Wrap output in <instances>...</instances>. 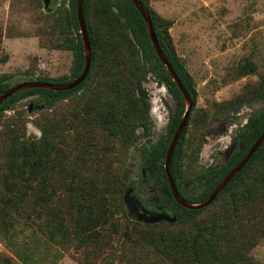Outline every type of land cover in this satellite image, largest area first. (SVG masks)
<instances>
[{"label": "trees", "instance_id": "16d2710c", "mask_svg": "<svg viewBox=\"0 0 264 264\" xmlns=\"http://www.w3.org/2000/svg\"><path fill=\"white\" fill-rule=\"evenodd\" d=\"M138 1L193 100L173 154L172 174L182 198L201 204L264 134L263 106L246 124L237 125L232 140L238 151L228 163L206 168L200 161L210 124L235 122L246 106L264 104V61L252 53L243 56L228 69L223 84L246 82L227 99L217 101L213 93L205 106H198L196 79L170 33L176 21L163 17L152 0ZM77 3L62 0L47 13L43 0L30 1L40 47L69 52L72 63L69 75L51 79L39 72L37 56H30L27 81L67 84L83 73L86 56ZM83 17L91 48L84 82L66 91L23 90L0 106L1 235L13 240V230L23 223L48 250L55 247L78 264H261L253 252L264 241V143L209 206L192 210L179 205L164 165L187 109L182 92L156 53L132 0H84ZM5 37L0 28V64L10 60L3 48ZM10 76L2 75L0 95L21 83L9 84ZM150 78L165 85L178 106L175 115L170 109L158 145L142 147L145 165L165 178L162 198L178 217L173 224L140 223L128 216L124 203V173L131 154L139 151L141 139L150 143L153 137L151 102L145 90L140 96ZM28 103L46 108L29 119ZM28 123L42 135L29 134ZM23 248L24 254L15 251L16 258L0 252V264H32L30 250ZM41 254L46 264L49 251Z\"/></svg>", "mask_w": 264, "mask_h": 264}, {"label": "rangeland", "instance_id": "374dc122", "mask_svg": "<svg viewBox=\"0 0 264 264\" xmlns=\"http://www.w3.org/2000/svg\"><path fill=\"white\" fill-rule=\"evenodd\" d=\"M30 1L0 0V28L6 35L3 48L4 52L10 56L8 63L0 64V78L3 74L13 75L12 84L27 78L24 74L29 68L30 56H37L39 72L51 78L70 74L71 53L40 47L39 40L34 35V13L30 7ZM61 1L52 0L53 11ZM152 5L163 17L176 21L170 33L179 54L187 59L189 71L196 79L200 94L198 106H205L206 100L213 96L217 101L227 99L246 82L242 80L228 86L223 84L228 69L237 65L243 56L252 53L256 60L264 61V0H152ZM143 90L151 102L153 110L151 115L155 125L158 124L159 114L164 117L163 127H158V133H161L166 125L169 111L163 102L161 85L150 78L147 84H143L140 92L143 93ZM30 104L28 103L26 108ZM263 106V103H252L246 106L238 115V124L237 121H232L224 134L212 136L200 154L202 164L219 162L217 155L230 146L237 125L240 128L246 124L248 116L259 113ZM39 112L35 110L27 115L30 119ZM6 113L12 115V110ZM29 124L32 123H28L29 134L42 135V133L39 135V130L33 124V128L38 131L30 128ZM138 153L135 151L133 157L131 154L130 173L140 161ZM208 154L210 157L207 161ZM153 194L157 196V192ZM13 234L15 238L8 240L1 235L0 231V252L16 258L15 251L18 250L24 254L23 246H26L32 255V264H44L41 252L48 253V251L50 254L48 264H78L55 247H50L48 250L46 243L38 240L33 230L23 223L18 224ZM253 256L256 261L264 264V241L253 252Z\"/></svg>", "mask_w": 264, "mask_h": 264}, {"label": "water", "instance_id": "95a60500", "mask_svg": "<svg viewBox=\"0 0 264 264\" xmlns=\"http://www.w3.org/2000/svg\"><path fill=\"white\" fill-rule=\"evenodd\" d=\"M51 2L52 0H43V5H44V10L47 13H52V8H51ZM133 4L135 7L138 9V11L141 13L143 16L148 32L152 41V44L156 50V53L158 54L159 58L161 61L164 63V65L167 67L170 75L172 76L174 82L177 84L179 87L180 91L182 92L185 102L187 104V109L185 112L184 117L182 118L179 127L173 137V140L169 146V149L167 151L166 155V162H165V170L167 174V178L169 180L171 192L173 194L174 199L176 202L181 205L184 208L192 209V210H198L205 208L209 206L215 199L216 197L220 194V192L229 184V182L239 174V172L246 166L248 161L252 158V156L258 151V149L262 146L264 143V134L260 137L259 140L250 148V150L246 153V155L243 157V159L240 161V163L230 172V174L216 187L214 192L211 194V196L206 200L205 202L201 204H191L185 201L182 196L179 194L178 189L176 187L173 174H172V159H173V154L174 151L177 147V144L181 138V135L187 125L188 118L190 116V113L193 109V100L191 98L190 93L186 89V87L183 85L182 81L178 77L177 73L175 72L174 68L172 67L171 63L168 61V59L165 57L159 43L158 39L156 36V32L154 30L153 22L151 19V16L148 14V12L145 10V8L142 6V4L138 0H132ZM83 4L84 0H78L77 3V14H78V19H79V24L81 28V34L83 38V43H84V49H85V56H86V61H85V68L81 76L74 81L68 83V84H56V83H48V82H25L22 83L18 86H15L14 88L10 89L6 93L2 94L0 96V106L1 104L6 101L8 98H10L12 95L23 91L27 89H33V88H42V89H47L51 91H66L73 89L80 84L84 82L86 79L90 66H91V48H90V43L88 39V34H87V29L85 26L84 22V17H83ZM161 90L163 92V96L171 109L173 110V114L175 115L178 106L175 103V100L169 93L168 89L166 88L165 85L161 86ZM140 96H143L141 93ZM46 108L45 105H35L31 103L28 107V113L32 114L35 110L37 111H42ZM230 124V121L226 122H219L215 121L213 122L208 130V136H212L214 131H217L218 135L224 134L227 130L228 125ZM30 128H33L32 124H29ZM34 129V128H33ZM38 131L37 129H34ZM39 132V135H41V132ZM157 141H159L162 137V133L157 134ZM237 147L236 144H233L226 152V162H229V160L232 158L234 152L236 151ZM124 203L127 208L128 216L129 217H135L136 221L144 224H159L162 222H167L170 224L175 223L178 220V217L175 213H172L170 211H162L161 209L152 211L146 209L138 200L134 199L133 196V190L129 188L125 195H124Z\"/></svg>", "mask_w": 264, "mask_h": 264}, {"label": "flooded vegetation", "instance_id": "af4514ba", "mask_svg": "<svg viewBox=\"0 0 264 264\" xmlns=\"http://www.w3.org/2000/svg\"><path fill=\"white\" fill-rule=\"evenodd\" d=\"M27 79L28 78H26L20 84L25 83V82H32V81H27ZM51 79H54V78H51ZM11 81H12V76H10V78L8 79V83L12 85ZM33 82H38V81H33ZM48 83H50V82H48ZM20 84H18V85H20ZM13 85H15V84H13ZM18 85H15V86H18ZM15 86H13V87L11 86L10 89L14 88ZM163 102L165 103V105L167 106L169 111H168V119H167L166 125H165L163 131L161 132L162 136L164 135L167 124L169 123L170 109H171V107L169 106V104L165 100L164 96H163ZM9 110L10 109H7V112ZM171 111H172V109H171ZM151 112H153L152 107H151ZM152 119H153V117H152ZM164 123H165L164 117L161 114H159L158 124L157 125H155V123L153 124L152 141L149 143V142H147L146 139H141V142H140L141 145L139 146L140 149L138 151L139 152L138 155L140 156V161L136 163V165L134 166L133 172H131V173H130V164H129V166L127 167V169L124 173V176H125L126 182L128 184V189L131 188L133 190L134 199L138 200L146 209L152 210V211L161 209L162 211H170L172 213H175L172 210V208L168 204H166L162 198V190L164 188L163 185H164V181H165L164 176L158 175L157 171L155 170V168L153 166H146L145 165V161H146L145 153L142 151V147L144 145L148 149H151L153 146L158 145V143L162 139V137H161V139L159 141L156 140L157 139L156 136L158 134V127L162 128ZM209 127H210V125H209ZM209 127H208V130H209ZM216 132L217 131H214V133H213L214 136L217 135ZM209 139H210V136H208V131H207V141L206 142H208ZM233 144H236V147H237L236 151L234 152V154H235L238 151V145H237V142H233V140H232L229 144L230 146H227L224 151L218 153L217 157H219V159H220L219 162H217L215 164H208V165H205L203 163V165H205L206 168H212V167L217 166V164L222 163L224 161L226 163V152ZM134 153H135V151L132 153V157L134 156ZM246 153H245V155H246ZM209 157L210 156L208 154L207 159H206L207 161L209 160ZM213 162H214V159H213ZM164 168H165V165H164ZM165 174H166V170H165ZM166 178H167V174H166ZM167 180H168V178H167ZM168 184H169V180H168ZM154 192H157V196H154V194H153ZM131 218L136 220L135 217H131Z\"/></svg>", "mask_w": 264, "mask_h": 264}, {"label": "clouds", "instance_id": "9594fccd", "mask_svg": "<svg viewBox=\"0 0 264 264\" xmlns=\"http://www.w3.org/2000/svg\"><path fill=\"white\" fill-rule=\"evenodd\" d=\"M67 84H68V83H67ZM151 116H152V115H151ZM216 133H217V132H216ZM213 136H214V134H213ZM217 136H218V133H217ZM211 137H212V136H210V138H211ZM241 148H242V147H241ZM232 157H233V156H232ZM242 159H243V158H242ZM229 161H230V160H229ZM226 163H228V162H226ZM239 163H240V162H239ZM239 163H238V164H239ZM239 173H240V172H239ZM229 174H230V173H229ZM229 174H228V175H229ZM228 175H227V176H228ZM227 176H226V177H227ZM236 176H237V175H236ZM236 176H235V177H236ZM235 177H234V178H235ZM222 181H223V180H222ZM222 181H221V182H222ZM221 182H220V183H221ZM220 183H219V184H220ZM229 183H230V182H229ZM219 184H218V185H219ZM170 189H171V188H170ZM172 195H173V194H172ZM175 201H176V200H175ZM130 218H131V217H130Z\"/></svg>", "mask_w": 264, "mask_h": 264}]
</instances>
